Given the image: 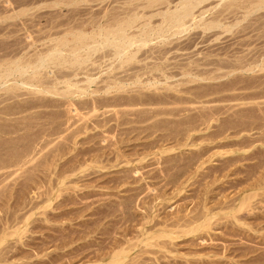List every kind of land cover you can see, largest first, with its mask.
<instances>
[{
    "label": "rangeland",
    "instance_id": "1",
    "mask_svg": "<svg viewBox=\"0 0 264 264\" xmlns=\"http://www.w3.org/2000/svg\"><path fill=\"white\" fill-rule=\"evenodd\" d=\"M256 1L205 2L186 27L152 36L124 64L105 45L70 64V43L62 54L71 62L41 68L38 57L58 38L97 31L127 0H0V264L105 261L125 233L136 235L146 210L156 211L151 227L206 205L216 214L209 233L139 247L129 260L264 264V4ZM212 20L221 25L206 29Z\"/></svg>",
    "mask_w": 264,
    "mask_h": 264
},
{
    "label": "bare ground",
    "instance_id": "2",
    "mask_svg": "<svg viewBox=\"0 0 264 264\" xmlns=\"http://www.w3.org/2000/svg\"><path fill=\"white\" fill-rule=\"evenodd\" d=\"M208 1H210V0H181V1H179V3H176V5L174 7H171L170 5L174 2V0H130V1L127 0V2H125V4H124L125 7L122 6V5H120L122 8L124 7L123 10L121 11L118 8L119 10L117 9V11L115 12L116 14L114 13V15H112V17L113 16L114 17L111 20H109L108 23H105L104 25H100L99 28L97 27L98 28L97 31H94L93 32V30H92L91 32H93V33H91V32L89 33V32H85L83 30L82 31L79 30L80 32L75 33V36H74L75 38L73 40H70V39H68L69 37L67 38V37H64V36H63L64 39H59L58 38L57 39V40H59L58 43H57V41H55V43H57V45L54 44L56 47L55 48H52L54 50H52L51 52L49 51L50 53H48V54H45L46 53L45 52L44 55H46V56H44V55L41 56L40 55L41 57H38L40 59L39 60L40 61V64L38 63L39 64V67L41 66V68H42V66L43 67L45 65L48 66L50 63H53L54 61L61 62L62 64L60 63V65H63V64L65 65V64H68V62H71L70 60L67 59L66 56H64L62 54V52L65 50V47H67L68 45H71L70 43H74L73 46H72L73 48L70 50L71 51L70 53L73 54L72 56L74 58H73V60H72V62L70 64H72V63L74 64L75 63V65H76L78 63L79 66H80V63L83 64V62H87L86 60H89L90 59V56L92 57V54L93 53L95 54V52H97L98 49H100V48H98L99 46L102 47L104 45H105V47L108 46V48L111 47V50L113 48V52H111V54L114 53L113 54V57H115L119 61L123 62V64L126 63V62H130V61L135 60V59L138 58V55L137 54H139V52L141 51V48L142 47H144V46H146L148 44H151L149 42L150 41L152 42V40H150V39L153 38L152 36H156L157 35L160 38L166 37V34L170 30H173V28H175V27L176 28L177 27L178 28L179 27L180 28L181 27L182 28L183 27H186L188 25L187 22H189L190 20H193V19L196 18V12H197L196 9H198V7H200L203 3L208 2ZM236 3H237V1H236ZM256 3H258L257 5H255L256 7L257 6H260L261 4L263 5L264 4V0L256 1ZM162 5H165V8L162 9V7H160ZM219 5H221V4H219ZM216 6H218V4ZM252 6H254V5H252ZM151 8L152 9L153 8H156V9L153 10V11L151 10V13L150 14H149V12H146L147 9L149 10ZM113 9H114V7H113ZM206 12H207V10H206ZM200 13L203 16L205 12L203 13V11H202ZM217 17L219 18V16H217ZM188 19H189V21H188ZM202 25H204V23ZM205 25H206V29H209L210 27H211L210 29H212V27L215 28V26L219 27L221 25V22L213 21L212 20V21H210V23L205 24ZM207 26L209 28H207ZM74 31H75V29H74ZM174 33H178V32H174ZM150 50H151V48H150ZM83 51H85L86 54H84ZM94 54H93V56H94ZM149 56L150 55L148 54V57ZM69 59H71V58H69ZM118 64H119V62H118ZM141 64H143V63H141ZM121 65L122 64H120V66ZM47 66H45L44 68H46ZM95 66H97V65H95ZM17 67H19V66H17ZM29 67H31V66H29ZM117 68H118V66H117ZM17 70L18 71H21L22 68L19 67V69H17ZM32 70H33V68H32ZM0 73H2V72H0ZM3 73H6V72H3ZM8 73L9 72H7L6 75H8ZM22 73H24L23 70H22ZM1 76H3V75L1 74ZM32 76H34V74ZM28 78H30V77H28ZM34 78H35V76H34ZM33 80H35V79H33ZM91 81H92V79H91ZM89 82H90V80H89ZM69 93H65V94L66 95H69ZM145 95H146V93H145ZM137 101L139 102V100H137ZM95 103H97V101ZM128 104H131V103H128ZM141 105H142V103H141ZM173 151H175V148H169V149H163V150H161V153L162 154L163 153H170V152H173ZM204 163H205V161L202 164H204ZM201 165H199L198 168H200ZM138 171H139V169L136 170V172H138ZM185 171H186V169H185ZM184 182H185L184 184H183V182H181L183 185H182V187H180L179 192H181L183 190L182 188L188 186L187 185V182L186 181H184ZM254 192L255 191H251V193L249 192L248 195L247 194H246V196L243 195L239 199L238 204H237V207H234L233 212H232V213H234V216L235 217L237 216L236 213H239L244 207L246 208V206H248L250 204L251 199L255 196ZM158 199H160V203H162L163 201H171L172 200V197L167 196V195L159 194L158 196L155 197V200L156 201ZM207 199L208 198H206V200ZM206 203H207V201H206ZM146 211H147V212H145L146 215L143 216L142 219L140 218L141 220H139L141 222H138L137 225H135V226H137V233H136V235L133 236V238H131V237L129 238L128 237L129 234L128 233H125L126 235L124 237L125 239L123 238L124 240L118 239V240H120V242L118 240H115L116 242L118 241V243L115 244V246L113 247V249L109 253V255H107V257H105L106 260L105 261H101V262H97V263H94V264H134L136 260H134V258H133V260L132 259L129 260V258H130V255H132L133 251L136 250L137 248L140 247L142 251H145L147 253L148 251L150 252V250H151L149 247H156V248L158 247L160 249H165L166 247L169 246L168 240L171 241V242H173L174 239L179 238V237L191 236V235L194 236V237L195 236L198 237L199 235L203 234L204 231H205L204 233H209L210 230L212 229V225L214 224L213 223V219L216 216V214H213L212 213V209L210 207H207V205H206L204 211L200 212L197 215H191L192 212H188V211L185 212L184 210H179L177 213H174L172 215V217H169V218L166 217L167 219L165 218V220H164V217H163V221L162 222L159 219L160 221L158 220L157 222H154L153 223L154 225L151 226V227H149L150 224L153 221H156V219H157V218L155 219V212L156 211L155 212L154 211H150V210H146ZM156 216H157V213H156ZM228 220H229V218H228ZM248 223H244L243 225H247V228L249 230L254 229L252 225H255V224H252L251 225V224H248ZM158 226H161V228H158ZM153 229H155V231L151 232V230H153ZM123 234H124V232H123ZM148 249H150V250H148ZM218 252H219V250H218Z\"/></svg>",
    "mask_w": 264,
    "mask_h": 264
}]
</instances>
